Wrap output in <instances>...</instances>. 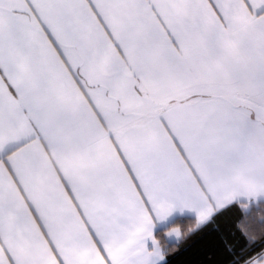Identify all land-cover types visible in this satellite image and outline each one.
I'll return each instance as SVG.
<instances>
[{"label": "snow or ice", "instance_id": "6c2138e0", "mask_svg": "<svg viewBox=\"0 0 264 264\" xmlns=\"http://www.w3.org/2000/svg\"><path fill=\"white\" fill-rule=\"evenodd\" d=\"M261 195L264 0H0V264H156Z\"/></svg>", "mask_w": 264, "mask_h": 264}, {"label": "trees", "instance_id": "16d2710c", "mask_svg": "<svg viewBox=\"0 0 264 264\" xmlns=\"http://www.w3.org/2000/svg\"><path fill=\"white\" fill-rule=\"evenodd\" d=\"M173 226L180 228L182 239L163 245L164 264H244L264 250V202L231 205L202 226L187 218Z\"/></svg>", "mask_w": 264, "mask_h": 264}, {"label": "crops", "instance_id": "0c3cea01", "mask_svg": "<svg viewBox=\"0 0 264 264\" xmlns=\"http://www.w3.org/2000/svg\"><path fill=\"white\" fill-rule=\"evenodd\" d=\"M260 202H264V195L255 197V198H246V197H238L235 201H233L231 204H229L226 208L230 207L231 205L234 204H257ZM224 208V209H226ZM222 209V210H224ZM219 210V211H222ZM216 211V212H219ZM216 212L211 215L206 221L204 222H198V216L197 213L195 211L189 210V209H184L183 211H181L180 209H176L174 210L165 220L160 221V220H156L154 218V227L152 229L153 231V238L157 241L158 246L161 250V256L163 257L162 259L159 257L154 258L156 264H164L165 263V251H164V247L163 245H170V244H176L177 240L174 236H170L168 233L171 229L173 228H178L181 236H182V232L180 230L179 227L177 226H173L174 223H176L178 220L180 219H192L195 220V222L197 223L198 226H202L208 222H210L212 220V218L214 217V215L216 214ZM158 232H161L158 235ZM147 247L150 251L154 250V246L152 244L151 240H148L147 242Z\"/></svg>", "mask_w": 264, "mask_h": 264}, {"label": "clouds", "instance_id": "9594fccd", "mask_svg": "<svg viewBox=\"0 0 264 264\" xmlns=\"http://www.w3.org/2000/svg\"><path fill=\"white\" fill-rule=\"evenodd\" d=\"M191 227H192V228H195L196 226L193 225V226H191ZM169 233H172L170 236H174V237L176 238V240H177V243H179L180 240L182 239L181 233H180V231H179L178 228H173V229H171V230L169 231ZM169 233H168V234H169ZM185 235H186V234H185ZM173 250H175V249H173Z\"/></svg>", "mask_w": 264, "mask_h": 264}, {"label": "rangeland", "instance_id": "374dc122", "mask_svg": "<svg viewBox=\"0 0 264 264\" xmlns=\"http://www.w3.org/2000/svg\"><path fill=\"white\" fill-rule=\"evenodd\" d=\"M249 205H250V204H249ZM249 208H250V207H248V208L245 210V211H246V213H247V211H249Z\"/></svg>", "mask_w": 264, "mask_h": 264}]
</instances>
